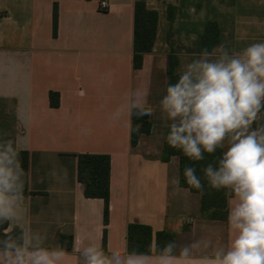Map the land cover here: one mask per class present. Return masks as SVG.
<instances>
[{
	"label": "crops",
	"instance_id": "1",
	"mask_svg": "<svg viewBox=\"0 0 264 264\" xmlns=\"http://www.w3.org/2000/svg\"><path fill=\"white\" fill-rule=\"evenodd\" d=\"M102 1L108 4L104 11L99 9ZM161 1H146L148 9L158 12L157 34L152 51L134 69L135 0H0V131L28 137L24 151L31 226L46 235L49 247L61 246L59 234L72 237L66 264H78L74 243L78 246L84 235L100 241L106 251H127L130 224L150 227L152 245L154 234L161 231L173 233L178 243L193 233L219 244L227 241V221L202 218L199 195L180 187L178 159H160L168 128L160 100L167 88L169 56L199 53L196 33L202 30L187 31L178 40L181 47H172L168 28L174 21L167 20L163 9L177 3ZM245 3L264 6V0ZM235 4L211 0L208 8L196 5L191 10L199 17L205 12L201 23L218 24L217 45L238 51L244 39L245 47L264 42V8L250 22L246 14L236 13ZM135 88L149 90L153 115L149 134L132 146L124 122L111 116ZM50 93L58 95L57 107L51 106ZM83 128L90 132L82 134ZM80 154L110 158L106 225L103 201L85 198L77 181Z\"/></svg>",
	"mask_w": 264,
	"mask_h": 264
},
{
	"label": "clouds",
	"instance_id": "2",
	"mask_svg": "<svg viewBox=\"0 0 264 264\" xmlns=\"http://www.w3.org/2000/svg\"><path fill=\"white\" fill-rule=\"evenodd\" d=\"M177 57V79L160 100L166 141L191 161L215 157L201 169L203 178L192 165L185 166L184 177L201 195L206 181L228 197L227 241L193 233L182 243L156 242L145 255L106 251L84 235L78 246L74 243L78 264H264V42L241 51L219 44ZM149 95L147 88H135L112 113L129 136L142 135L133 117L153 115ZM27 143L26 134L0 131V264H66L65 248L47 246L46 235L31 226L20 155Z\"/></svg>",
	"mask_w": 264,
	"mask_h": 264
},
{
	"label": "trees",
	"instance_id": "3",
	"mask_svg": "<svg viewBox=\"0 0 264 264\" xmlns=\"http://www.w3.org/2000/svg\"><path fill=\"white\" fill-rule=\"evenodd\" d=\"M147 0H135L134 4V29H133V68L141 67L142 57L144 54L150 53L153 49L159 15L155 10L148 9ZM176 8L169 6L167 8V20L173 21ZM57 10L53 9V33H56ZM196 47L198 52L207 47L209 51L215 47L220 38V28L215 21H206L202 25V30L196 33ZM178 67V58L173 52L169 56V68L167 70L168 83L175 82L177 79L176 70ZM167 83V85H168ZM50 104L57 107L59 104L58 95L50 93ZM133 126L141 124L140 129L142 135L132 134L130 143L135 146L141 136L148 135L151 129L149 117L142 119L133 117ZM168 128L165 132L161 161L168 162L171 157L178 159V178L179 185L187 189L191 193H195L200 197V212L204 219L211 221H227L228 213V197L220 191H215L207 187L205 181V191L201 195L200 192L191 188L184 177V168L187 165L195 166L196 174L203 178V169L208 163L212 162L215 157L205 154V159L199 162L191 161L182 154L181 151L169 147L166 136ZM22 166L27 174L25 195L31 194L28 191V153L21 152ZM220 152L216 153L219 156ZM109 174H110V158L107 155L80 154L77 156V181L81 185L82 193L88 199H100L104 203L103 223L106 225L109 216ZM105 236V235H104ZM105 238V237H104ZM103 238V239H104ZM153 233L150 227L138 224H130L127 228V252H136L138 254L150 255V245H152ZM58 240L65 248L70 250L73 239L70 236L58 235ZM168 240H175V236L171 232L161 231L154 234V242H159L162 246Z\"/></svg>",
	"mask_w": 264,
	"mask_h": 264
},
{
	"label": "rangeland",
	"instance_id": "4",
	"mask_svg": "<svg viewBox=\"0 0 264 264\" xmlns=\"http://www.w3.org/2000/svg\"><path fill=\"white\" fill-rule=\"evenodd\" d=\"M152 1H153V4L155 5V3H158L161 0H152ZM166 1H168V0H166ZM255 1L258 2L259 0H255ZM169 2H171V0H169ZM210 2H211V0H176L177 10L174 12L175 13L174 20H173L174 23H173V26H169L170 29L168 28V30L171 33V37L173 38L172 43H171L172 47H176V49H179L181 47L180 44H182V43L178 40H180L181 37L183 38L184 35H187V31L197 32L198 30L200 31V29H202V25L204 24V22L201 23L198 20L204 18L205 12L203 14V17H201V16L199 17L191 9L192 8L194 9L196 7V5L197 6L200 5L201 7H207V6H209ZM234 3H236L235 4L236 7L238 6V8H239V11H236V13H238L239 15H242L243 17H245V14H246L247 16H249L248 19L250 20V22L253 21L252 17L253 18L257 17L255 19V20H257L259 18V16L262 14L263 10H261V8L262 7L264 8V6H262V7L256 6L255 7V6H251L250 4L246 5L245 0H234ZM165 6H167V5H165ZM165 6H164V8H165ZM163 13L166 15V18H167V9H166V11L163 9ZM211 19L212 18H210V20ZM206 21H208V20H206ZM166 25H167V22H165V25H163V24L161 25L160 30H161V32H163L162 37L164 35V32L167 31ZM243 30H245V28L240 29V31L238 33L239 35H241V37H243L245 34V32H243ZM251 31L252 30H250V32ZM239 45L240 46L238 48V51L243 50L245 48V39H244V42L239 43ZM187 50H189V49H187ZM174 52H176V51H174Z\"/></svg>",
	"mask_w": 264,
	"mask_h": 264
},
{
	"label": "built area",
	"instance_id": "5",
	"mask_svg": "<svg viewBox=\"0 0 264 264\" xmlns=\"http://www.w3.org/2000/svg\"><path fill=\"white\" fill-rule=\"evenodd\" d=\"M107 8H108V4H107L105 1L100 2V4H99V9H100L101 11H104V10H106Z\"/></svg>",
	"mask_w": 264,
	"mask_h": 264
}]
</instances>
